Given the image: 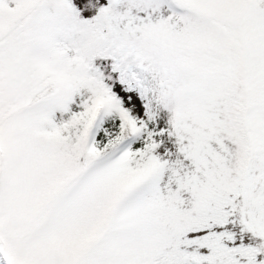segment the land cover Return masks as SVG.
Instances as JSON below:
<instances>
[{"label":"snow or ice","instance_id":"1","mask_svg":"<svg viewBox=\"0 0 264 264\" xmlns=\"http://www.w3.org/2000/svg\"><path fill=\"white\" fill-rule=\"evenodd\" d=\"M0 264H264V0H0Z\"/></svg>","mask_w":264,"mask_h":264}]
</instances>
